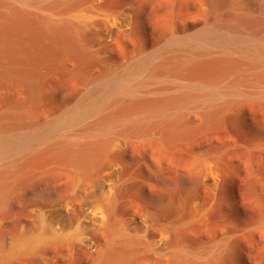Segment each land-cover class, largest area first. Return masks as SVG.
I'll return each instance as SVG.
<instances>
[{"label": "bare ground", "instance_id": "obj_1", "mask_svg": "<svg viewBox=\"0 0 264 264\" xmlns=\"http://www.w3.org/2000/svg\"><path fill=\"white\" fill-rule=\"evenodd\" d=\"M210 1L214 21L195 29L182 21L181 32L172 31L154 50L89 82L84 94L67 98L70 103L60 113L38 116L44 98L31 92L14 112L0 116V206H9L18 194L33 217L16 236L5 238L7 246L0 245V264L44 244L76 246L82 224L73 232L53 228L51 206H62L66 214L74 206H92L86 226L108 237L98 264H126L142 250L169 256L171 264H215L218 246L187 250L177 241L176 225L161 224L155 231L146 211L141 212L146 232L140 235L114 212L112 185L99 193L87 185L102 167L114 165L119 172L112 159L117 151L134 147L147 156L191 138L192 114L202 126H211L238 106L264 105V16L253 17L248 0ZM228 1L243 11L224 18L220 8ZM99 3L0 0V77L36 87L76 36L95 29L96 15L113 21L104 32L108 42L119 24ZM256 5L264 12V0ZM128 24L122 20L124 28ZM257 26L255 32L249 29ZM254 147L263 150L262 144ZM201 165L213 176L214 164L203 160ZM54 172L67 178V190L46 183ZM82 244L98 249L91 234Z\"/></svg>", "mask_w": 264, "mask_h": 264}, {"label": "rangeland", "instance_id": "obj_2", "mask_svg": "<svg viewBox=\"0 0 264 264\" xmlns=\"http://www.w3.org/2000/svg\"><path fill=\"white\" fill-rule=\"evenodd\" d=\"M248 3L251 15L263 18L256 0ZM99 5L114 13V22L118 21L111 39L104 42L103 37L113 21L96 15L95 29L76 36L36 87L0 77V116L14 112L29 93L37 92L44 98L37 115L52 117L67 107L71 98L84 94L89 82L154 50L172 31L181 32L182 21L195 29L214 21L215 14L210 0H100ZM220 11L225 18L243 10L228 1ZM124 19L127 28L122 26ZM257 27L249 29L255 32ZM188 123L195 127L188 140L172 149H155L147 156L134 147L117 151L112 159L121 168L119 172L114 165L102 167L87 185L97 193L112 185L114 212L140 235L146 232L141 213L146 211L155 231L161 224L176 225L177 241L187 250L218 246L215 264H264V105L238 106L211 126H202V119L194 114ZM257 144H262L263 150L254 149ZM203 160L214 164L213 176L205 172ZM46 183L61 190L69 185L64 175L55 172ZM15 195L9 206H0V245L7 246L5 238L16 236L33 218L28 203ZM85 207L90 210L85 212ZM91 210L92 206H74L66 214L62 206H51L48 213L53 228L73 232L82 224L76 246L44 244L28 254L12 256L5 264H98L108 237L86 226ZM90 234L98 241L94 252L82 244V238ZM171 262L169 256L142 250L126 264Z\"/></svg>", "mask_w": 264, "mask_h": 264}]
</instances>
